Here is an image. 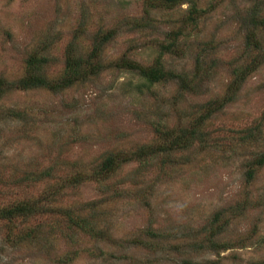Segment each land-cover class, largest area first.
Instances as JSON below:
<instances>
[{
    "label": "rangeland",
    "instance_id": "374dc122",
    "mask_svg": "<svg viewBox=\"0 0 264 264\" xmlns=\"http://www.w3.org/2000/svg\"><path fill=\"white\" fill-rule=\"evenodd\" d=\"M261 19L264 0H0V211L34 209L0 217V264H264ZM38 73L57 89L12 87Z\"/></svg>",
    "mask_w": 264,
    "mask_h": 264
},
{
    "label": "trees",
    "instance_id": "16d2710c",
    "mask_svg": "<svg viewBox=\"0 0 264 264\" xmlns=\"http://www.w3.org/2000/svg\"><path fill=\"white\" fill-rule=\"evenodd\" d=\"M151 2H155L156 5L160 3L161 6L163 7H176L179 4H183L184 0H149ZM254 23V27L257 26H262L264 24V20L261 19L259 21H253ZM262 24V25H261ZM262 28V27H260ZM254 33H252V38H253ZM251 38V36L247 37V40H249ZM251 38V39H252ZM256 49L258 48V44H256L254 46ZM99 48L95 47L94 50L91 53V57L92 58H96L99 57L98 53H99ZM163 52L164 53H172L174 54L175 52V45L174 44H168L166 46L163 47ZM264 59V58H263ZM91 60V59H90ZM32 65H37L39 68L44 67V65H46L48 63V59L44 58V57H34L31 60ZM262 63V57L255 59L254 62L252 63V65H254L253 67L250 68L249 71H254L257 69V67H259V65ZM86 65V66H84ZM68 66L72 67V68H76V70L81 69L82 67H86L87 69L91 70V71H96V65H92L91 63L87 64V62H83L82 60H80V58L77 59H72L68 61ZM118 68H127L129 71L133 72L134 74L138 75L140 77V80L142 81V86L143 87H151L152 85H154L155 83H162L164 81H168V80H181V88L186 91L190 88L193 89V87H195L194 85H192V82L185 77L182 74L179 73H173V72H168L165 70V66H163L161 61H158L155 65L153 66H141L140 64H137L135 62L123 59L120 60L118 62ZM249 68L244 69L243 71H241V73L236 77V80L238 82H242L246 80V77L250 74H246V71H248ZM253 69V70H252ZM73 79H71V77L69 79H66L65 81H63L61 87H65V85H73L74 82H72ZM55 83V81H50L48 80L46 77H44L42 74L38 73V74H33L32 76L29 77H25L20 79L17 83L12 84V87H18L20 89L23 90H29V89H35V88H40V87H46L48 89L51 90H56L57 88L53 85ZM61 84V83H59ZM2 92V90H1ZM189 140L185 139V141L182 144L188 143ZM181 143V135H177L176 138L173 139V142L170 143L169 148L168 149H164V148H158L157 151H167V150H173L175 149L174 146L178 145V146H186V145H180ZM177 148V147H176ZM156 149H152L149 152H146L147 154H150L152 152H155ZM156 151V152H157ZM139 153V157H146L147 154H144L142 152V149L140 151H138ZM137 154V153H135ZM131 155V156H127L126 154H116L114 156H112L111 158H109L106 163L104 164V166H106L107 171L111 172V171H115L117 170L124 161H128L129 158H132L135 156ZM259 165H264V158L262 160L259 161L258 163ZM26 207H28L27 204L24 203H19L16 207V209H3L2 211H0V214L2 218H7V219H12L15 217H18L20 215L25 216V219H27L29 217V214L31 212H33L34 209H29L27 210Z\"/></svg>",
    "mask_w": 264,
    "mask_h": 264
}]
</instances>
